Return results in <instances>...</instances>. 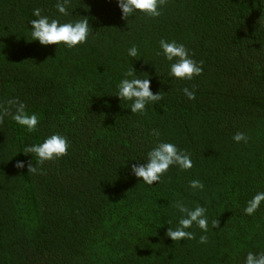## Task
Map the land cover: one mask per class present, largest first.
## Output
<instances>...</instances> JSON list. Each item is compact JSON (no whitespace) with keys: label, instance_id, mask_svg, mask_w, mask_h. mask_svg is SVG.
I'll return each mask as SVG.
<instances>
[{"label":"trees","instance_id":"trees-1","mask_svg":"<svg viewBox=\"0 0 264 264\" xmlns=\"http://www.w3.org/2000/svg\"><path fill=\"white\" fill-rule=\"evenodd\" d=\"M56 3L0 0V105L15 97L40 119L36 133L10 116L0 122V264H244L248 252H264V204L243 212L264 191V0H165L159 17L128 20L116 0H69V17ZM36 8L62 22L89 19L88 42L31 41ZM161 39L184 44L202 74L171 77ZM132 67L163 97L144 115L115 96ZM54 132L68 137L66 156L38 164L22 152ZM238 132L247 143L233 140ZM160 140L194 166H173L149 186L131 165ZM194 179L203 190L189 187ZM178 202L206 207L207 233L166 236L182 215Z\"/></svg>","mask_w":264,"mask_h":264},{"label":"clouds","instance_id":"clouds-1","mask_svg":"<svg viewBox=\"0 0 264 264\" xmlns=\"http://www.w3.org/2000/svg\"><path fill=\"white\" fill-rule=\"evenodd\" d=\"M118 8L121 10L122 19L128 20L137 13H143L148 17L156 18L161 15V8L165 0H116ZM69 0H57L56 10L63 17H69L72 13L68 8ZM34 19L31 24V41H38L43 46L56 45L72 49L88 42L92 28L87 18L68 19L63 21L60 18L50 17L42 14L40 8L32 12ZM160 49L163 57L170 62L169 75L180 80H192L202 74V62L195 61L189 54L188 48L182 43L161 39ZM128 56L137 58L140 56L139 49L133 45L128 49ZM117 96L120 101H129L131 113L144 115L147 113V106L160 102L163 97L159 92H153L151 89V80L149 78L141 79L135 68L126 71L117 84ZM184 95L188 99H195V92L190 91L187 87L183 89ZM11 119L25 129L28 133H36L40 124V119L36 113H29L23 102L13 97L0 105V122L5 117ZM152 134L160 136L158 130L153 129ZM248 137L243 132H238L233 136L236 143L248 142ZM71 147L70 141L66 135L54 132L45 137L42 142L28 144L22 151L24 154H31L37 157V163L43 164L47 161L59 159L68 154ZM138 161V160H137ZM173 166H178L182 170L193 168L191 156L184 150L180 149L175 143L160 140L152 147L142 163L131 165L132 174L144 184L152 186L160 183L164 175ZM17 168H24V161L16 162ZM29 172L36 174L37 167L31 162L28 164ZM154 182H156L154 184ZM189 187L193 190H203L204 184L194 179L189 182ZM264 204V191H258L247 201L243 212L246 215H254ZM179 212L182 214L177 221V226L168 227L166 236L172 241L192 240L195 239V233L190 231L193 226L199 228L202 232L207 233L209 230V219L207 209L202 205L190 208L178 202L176 204ZM219 222L213 220L212 227L216 228ZM207 236H200V243H206ZM244 264H264V252H248Z\"/></svg>","mask_w":264,"mask_h":264}]
</instances>
